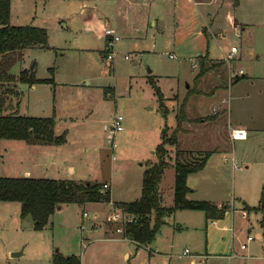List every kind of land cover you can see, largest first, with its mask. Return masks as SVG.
<instances>
[{"label":"rangeland","instance_id":"374dc122","mask_svg":"<svg viewBox=\"0 0 264 264\" xmlns=\"http://www.w3.org/2000/svg\"><path fill=\"white\" fill-rule=\"evenodd\" d=\"M220 2H212L211 6ZM230 2L232 16L240 22L238 30L242 26L245 29L237 32L232 21L224 18L223 10L216 35L210 38L205 35L204 51L209 49V55L218 58L234 46L235 57L241 52L242 58L206 59L205 72L195 79L199 71L198 57L187 56L167 42L160 47L146 36L136 48L138 53L132 48L117 52L116 42L111 60L105 55L102 41L95 42L90 32H84L71 1L12 0L11 23L45 27L50 47L26 50L10 72L16 75L35 62V76H53L55 83L43 82L33 89L18 82L21 92L17 89V80L1 83L0 113L53 115L55 134L65 132V143L48 154L65 160L74 166V171H68L64 163L59 174L42 168L37 176L101 184L106 181L112 199L131 201L140 196L146 165L158 160L152 151L162 140L161 131L166 137L172 133L176 125L175 110L177 113L186 90L191 91L187 93L192 99L186 100V112L198 132L193 138L181 135L177 146L165 144L164 158L168 165L159 182L160 205L173 204L176 148L185 150L188 160L207 155L204 169L188 179L187 184L194 191L187 198L233 205L238 242L246 241L247 235L253 240L246 249L251 258L212 257L206 264H264V0ZM193 61L195 68L191 66ZM50 67H54L53 73ZM235 68H241L248 75L234 84L236 77L230 72ZM149 78L162 94L165 115L161 113L160 100ZM221 112H224L221 117L232 125L244 123L245 139L232 140L230 130H224V121L211 119ZM116 114L123 116V130L109 136ZM202 119L206 122L201 123ZM10 141L18 142L0 139V176H18L15 174L19 168L4 161L5 147ZM224 157L229 158L227 162ZM234 164L240 168H234ZM245 204L251 208H245L247 214L243 215L241 210ZM175 211L165 217L167 224L159 226L149 246L166 254L181 253L185 246L193 254L203 252L206 238L202 213L194 212L191 216L189 211ZM106 212L111 211L104 203L63 204L42 229L36 230L30 215L20 216L19 202L0 201V264H51L55 252L75 254L81 264H192L188 258L152 255L145 247L136 252L132 243L102 239L104 233L99 226L104 227L107 235H112L117 225L105 218ZM94 221L98 226H93ZM177 224L184 228L178 229ZM171 241L174 244L168 248ZM126 250L129 257L124 255ZM16 251L21 253L11 255ZM214 252H221V248L217 247Z\"/></svg>","mask_w":264,"mask_h":264},{"label":"trees","instance_id":"16d2710c","mask_svg":"<svg viewBox=\"0 0 264 264\" xmlns=\"http://www.w3.org/2000/svg\"><path fill=\"white\" fill-rule=\"evenodd\" d=\"M234 2L237 3V0ZM9 10L10 0H0V84L14 80L29 85L36 82H52V78H37L35 76L34 62L29 68H22L17 76L9 71L15 62L22 59L23 50L26 47H48V35L44 27L12 25L9 23ZM205 56L200 58V68L195 79L205 72ZM49 69L52 73L53 68L50 67ZM149 82L162 106V94L158 86L152 78H149ZM187 98L188 96H185L179 105L176 113V125L172 133L166 137L165 132L161 131L162 140L155 148L158 160L151 163L143 171L139 198L116 203L117 207L135 216L136 221L134 223L126 224L124 234L134 240L137 245H147L154 238L159 226L163 223L164 217L176 209L203 210L207 219H213L223 217L228 207L226 204L217 206L205 199L187 198V193L192 190L187 185V175L202 169L206 163L207 155L204 154L188 160L184 156L185 150L178 147L174 153L173 163V204L170 206L160 205L158 184L165 167L168 165L164 158L167 154L165 144L177 146L179 143L178 135L183 131V123L188 120ZM162 113L165 114V111L162 110ZM54 124L53 115L40 117L0 113V139L24 140L33 144H61L65 142V132L55 134ZM101 186L102 184L99 182L69 178L0 176V201L19 202L20 216L30 215L34 221V229L40 230L47 224L49 216L62 204L108 202L110 191L109 189L101 190ZM247 208L250 207L247 206ZM51 264H80V260L75 254L64 255L55 252L51 258Z\"/></svg>","mask_w":264,"mask_h":264},{"label":"crops","instance_id":"0c3cea01","mask_svg":"<svg viewBox=\"0 0 264 264\" xmlns=\"http://www.w3.org/2000/svg\"><path fill=\"white\" fill-rule=\"evenodd\" d=\"M69 1H71L76 7L77 17H78L77 20L81 23V27H83L84 32L86 34L90 32L91 37L95 40V42L102 41V44L104 45V47H105L104 28L107 26H111L115 29L116 34L119 36L117 40V48H116L117 52L120 51L121 48H132L133 51L138 53L139 50H136V48L138 47L141 40L144 39L146 36H150V38L154 40L155 42H157V44L160 47H164L163 44L165 45L167 42L168 45L176 47L184 51L185 53H187V56L196 55L198 57L197 63H198L199 68H200V58H203L205 55L206 56L204 58V61L206 59L211 60V61H218V60L223 59V56L218 57V58L210 56L209 49L208 50L206 49V52L204 51L205 35L208 38H210L212 34L216 35L215 31L216 29H219L218 20L222 16L223 10H224V13H223L224 18L225 19L227 18L228 21L230 22L232 21L234 28L236 29L237 32H240L241 30L243 31L245 29L242 26L241 29L238 30L239 28L238 24L240 22L237 21L232 16V10H231L232 7H231L230 0H226V1L221 0V2L216 6H211V3L212 2L215 3L217 0H69ZM11 2L12 0H10V8H11ZM223 4H226V6L222 7ZM9 23L12 24L10 21V10H9ZM12 25H16V24H12ZM29 25H32V24H29ZM32 26H36V25H32ZM37 27H43V26H37ZM223 33L224 35L226 34L225 32ZM184 47H185V50H184ZM33 48H45V47H40V46L26 47L23 50V55L26 50H30ZM101 52H103V49L101 50ZM236 52L237 50L235 51V53ZM196 53H199V54H196ZM235 53L233 54L231 60H235L237 57L238 59L242 58L241 52L236 57H235ZM223 55H225V53ZM113 58L111 60H113ZM125 58L128 59L127 56H125ZM195 63H196L195 61L192 62L191 66L193 68L196 67ZM227 66H229V64H227ZM52 68L54 72V67ZM239 69L235 68L233 70L237 71ZM17 75L18 74H16L15 76ZM247 75L248 74L243 72L242 74L238 75L240 76L239 78L238 76L236 78L240 80L241 78ZM148 76L151 77L150 75ZM48 78H52L53 81L45 82V84L55 83V78L53 76L48 77ZM238 79L235 80L236 82H234V84L237 83ZM18 82L19 81H17V87H18L17 89L19 92H21L18 86ZM22 83H25V82H22ZM40 83H43V82H36L31 85L28 84V86L34 89ZM57 84L58 83L56 82L55 85ZM187 93H188V90H186L185 96H188ZM191 96L187 98L188 102H190V100L192 99ZM165 109L166 108L161 106V113H162V110L165 111ZM224 112H221L217 114L216 116H212L211 119L216 120L217 118H221L222 122L224 121L223 126L225 127L224 130L226 129V131L227 129L231 130L232 128H242L245 130L247 129V127L244 125L243 122H236L235 124L232 125V122L225 119L224 117H221L223 116L222 114H224ZM166 113L167 112L165 111V114ZM165 114L162 113V115H165ZM175 117H176V110H175ZM187 118L188 120L183 125V131L180 132L178 135L179 142L181 141V135L187 134L193 138L196 135L195 132H198V129L195 128V125H193L190 120L191 117L187 116ZM201 121H202L201 123L206 122L203 119ZM9 140H14V139H9ZM235 140H241V139H235ZM17 141L18 142H15V143H12V141H10L9 145L5 147V158H4L5 164H10V165H13L19 168V172H16L15 174L18 176H13V177H21V176L39 177L37 176L38 175L37 171L41 170L42 168H44L48 172H52L55 174L61 173L59 168L61 167L62 164L64 163L66 164V161L63 159H60L57 156H54V155L52 156L51 154H48V151L56 150L57 148H59L61 144H64L65 142L56 145V144H36V143L33 144V143H28L24 140H17ZM152 152L154 153L155 149ZM169 154L171 155L170 152ZM228 159H229L228 157H224V161L227 162ZM25 161L27 162L25 163ZM206 163H207V160H206ZM206 163L204 167L206 166ZM147 167L148 166L146 165V168ZM204 167L196 172L189 173L186 178L187 183H188L189 177L192 174L202 171ZM66 168L68 171H71V172H73L75 169L74 166H72L71 164H66ZM234 168L239 169L240 167L234 164ZM15 170L17 171V169ZM104 182L106 181H103V183ZM108 189L110 191V200L108 202H94V203L106 204V206H109V212H110L114 208L116 203L124 202L125 200L112 199L111 190L110 188ZM193 191L194 190L192 189L188 193L192 194ZM158 193H159V184H158ZM159 199L161 202L160 194H159ZM189 199H193V198L190 197ZM213 203H215L217 206L221 205L217 202H213ZM86 204H89V202L84 203V205ZM62 205L58 206L55 209V211L60 210ZM226 205L228 207L225 210L223 217L213 218V219H207L205 216V212L203 210L181 209V210L191 212L192 213L191 216H194L193 215L194 212L202 213L201 217L203 220L201 221V223L203 222L204 224V235H205L206 241L204 242V250L201 253L205 254L206 256L205 259H201L200 257L195 256V255H203L201 253H195V254L191 253L192 256L183 255V251L185 249H188L186 246L183 248L181 253L166 254L167 252H162L161 250H158L157 247L153 248L152 245L149 246V244L148 245H143V244L137 245L134 240L128 237H124L118 233L114 234V232H112L113 233L112 235H107L106 231L104 230V227L99 226V228L103 229L104 235L102 236L103 237L102 239L118 240V241L122 240L123 242L132 243L135 246L136 252L138 250H141L142 247H145L149 249L152 255L153 253L154 254L160 253V254L168 255L169 258L174 257V256L178 258H188L189 262L190 263L192 262V264H206V261H208L209 258H212V257L219 258V259H222V258L230 259V258H238V257L241 259L251 258L252 256L248 255V253L246 252L247 251L246 249L248 248L249 242L252 241L253 239L250 241H247L246 239V241L242 240L238 242L239 239L236 238L234 217H233L234 211L236 210V208L233 205L230 206V204H226ZM247 206L251 208V206L245 204L244 209L242 208L241 210L243 215L247 214L245 210V208L247 209ZM107 208L108 207H106V209ZM174 211L170 215H168V217L171 216L174 213ZM106 213H105L106 214L105 216L107 217L108 212ZM97 214H102V213L98 212ZM97 214L95 215L96 217H97ZM85 216H87V214ZM95 224L97 223L94 221L93 226L94 227L98 226V224L96 226ZM162 224H167L165 217H164ZM177 227L178 229L184 228L181 224H177ZM185 228H188V226H186ZM238 229L240 230L241 227H239ZM242 243H246L245 248L240 247ZM173 244L174 242L171 241L168 248H170ZM217 247L221 248V252H214ZM64 255H68V254H64ZM124 255L125 257H129V251L127 250L124 251ZM192 258H197V261H192Z\"/></svg>","mask_w":264,"mask_h":264},{"label":"built area","instance_id":"2783aa9c","mask_svg":"<svg viewBox=\"0 0 264 264\" xmlns=\"http://www.w3.org/2000/svg\"><path fill=\"white\" fill-rule=\"evenodd\" d=\"M104 36H105V55L108 59H112L114 56V45L117 42L119 36L116 34L115 29L111 26H107L104 28ZM236 47L232 46L230 47V50L228 53H226L223 57V59L229 61L230 59H232L233 54L236 51ZM169 57H173L172 54H169ZM243 70L239 69V70H233L230 72L231 76L237 77L238 75L242 74ZM123 116L121 114H116L113 117L112 123H111V127H110V134L109 136L114 135L116 132L122 131L123 130ZM230 138L232 140L235 139H245L247 136V132L245 129L242 128H232L230 130ZM236 167V166H235ZM109 187L107 182L102 183L101 186V190H106ZM87 213L84 212L83 215H86ZM106 219L108 221H111L113 223H116L117 225H115V228L112 232L121 234L124 237L125 236V226L128 223H134L136 221L135 216L120 208L117 207L116 205L114 206V208L111 210V212L107 215ZM129 238V237H128ZM247 241H250L253 239L252 236L248 235L247 236ZM241 248H245L246 247V243H242L240 245ZM183 255H187V256H192L191 252L189 251V249H185L183 251ZM200 257L201 259H205V255H195Z\"/></svg>","mask_w":264,"mask_h":264},{"label":"water","instance_id":"95a60500","mask_svg":"<svg viewBox=\"0 0 264 264\" xmlns=\"http://www.w3.org/2000/svg\"><path fill=\"white\" fill-rule=\"evenodd\" d=\"M21 253V251H16V252H12L11 255L15 256V255H19Z\"/></svg>","mask_w":264,"mask_h":264}]
</instances>
